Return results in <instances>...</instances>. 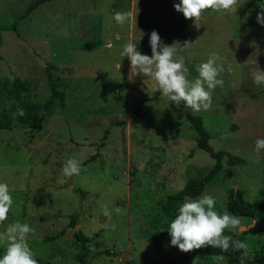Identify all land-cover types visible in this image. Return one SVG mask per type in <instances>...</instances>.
Listing matches in <instances>:
<instances>
[{"label": "rangeland", "instance_id": "rangeland-1", "mask_svg": "<svg viewBox=\"0 0 264 264\" xmlns=\"http://www.w3.org/2000/svg\"><path fill=\"white\" fill-rule=\"evenodd\" d=\"M34 1L0 0V79L30 83L31 100L41 110L39 128L13 122L0 129V183L8 184L13 198L0 232L16 221L28 223L35 229L28 237L35 258L52 264L199 261L171 246L167 231L173 218L160 204L216 164L197 148L188 114L203 120L215 151L243 160L231 166L225 157L202 195L215 197L221 213L228 211L231 190L251 204L264 203V150L255 148L264 138V84L252 77L258 69L264 72V26L257 22L264 0H238L227 12L206 10L198 25L175 10L179 0H52L15 31L5 29ZM116 11L132 16L118 24ZM153 31L165 45L176 43L189 79L211 53L224 58V84L214 90L209 110L177 107L151 78L131 73L123 46L136 43L141 54L151 56ZM185 41L193 43L187 50ZM50 80L63 100L48 108ZM13 106L0 101V111ZM70 158L80 162L78 176L62 173ZM105 206L110 218L103 215ZM116 208L124 211L117 214ZM241 218L247 231L225 235L241 237L251 255H259L253 252L264 233ZM5 249L0 243V258Z\"/></svg>", "mask_w": 264, "mask_h": 264}, {"label": "clouds", "instance_id": "clouds-1", "mask_svg": "<svg viewBox=\"0 0 264 264\" xmlns=\"http://www.w3.org/2000/svg\"><path fill=\"white\" fill-rule=\"evenodd\" d=\"M237 5L238 0H179L174 8L182 13L185 19L193 20L198 25L206 10L227 12ZM131 16V12L116 11L113 20L118 24H124ZM257 22L264 26V8L257 14ZM149 42L151 56L141 54L136 43L128 42L123 46L121 56L130 60L131 73L151 78L162 96L177 107L183 103L184 107L192 112L209 110L212 107L214 90L223 87L224 84L220 78L226 71L224 58L216 52L211 53L206 62L196 67L198 76L189 79V68L177 58L180 50L175 46L176 43L171 46L165 45L156 31L151 33ZM192 45V42L185 41L182 48L187 49ZM227 70H231L230 65ZM252 77L255 84H264V72L259 69L252 73ZM24 115V110L20 108L13 113L14 118ZM255 148L258 152L264 150V138L255 141ZM80 171V162L71 158L66 160L62 168L65 177L78 176ZM216 204L215 197L208 194L196 199L185 198L178 214L169 224L167 232L171 238V246L177 247L183 253L206 247L218 248L221 252H227L231 248L234 251H242L240 259L241 264H244L246 259H251L249 245L225 235V231L242 234L250 226H245L241 217L229 213L226 209L221 213L216 209ZM12 205L13 198L8 184L0 183V224L8 219ZM123 211L120 208L115 209L117 214ZM103 215L111 217V211L107 206L103 209ZM111 228L115 230L116 225L112 224ZM34 233L35 229L28 223L16 221L8 224L5 231L0 232V243H6L0 264H38L35 253L28 244L29 235ZM211 258L215 264H225L226 261L223 255H212Z\"/></svg>", "mask_w": 264, "mask_h": 264}, {"label": "trees", "instance_id": "trees-1", "mask_svg": "<svg viewBox=\"0 0 264 264\" xmlns=\"http://www.w3.org/2000/svg\"><path fill=\"white\" fill-rule=\"evenodd\" d=\"M52 0H35L28 7V9L17 17L14 24L8 28V30L15 31L21 21L28 18L33 11H35L41 5H44ZM183 15V14H182ZM184 17V16H183ZM4 30L0 28V32ZM1 39V38H0ZM51 98L48 103V108L55 103L56 100H63V95L58 91L57 85L51 81ZM31 84L21 78H16L14 81L1 80L0 79V101L8 102L13 101L15 106L9 111H0V129H10L13 122L20 123L22 125H31L39 128L41 126L38 123L39 112L41 111L39 106L32 102L31 97ZM18 105V106H17ZM17 106V107H16ZM17 108L23 109L25 112L24 116L13 117V113L17 111ZM187 120L192 124L194 130L198 136L197 148L204 150L210 154L216 160V164L210 173L202 179H192L187 182L185 187L176 194L170 195L160 206L164 214L171 218H175L178 214L179 207L185 201V198H198L200 197L208 184H210L216 176L223 169V160L227 158V164L229 165H241L243 160L226 151H215L210 144L211 135L204 127L203 120L195 115L188 114ZM228 212L240 216L247 217L253 220L264 218V203L251 204L246 202L243 194L239 190H231L228 195L227 203ZM78 240L84 242V235L81 232L77 233ZM232 238L243 241L239 236H232ZM190 257H198L199 261L205 262L206 264H215L212 260V255H223L226 257V264H241L242 251H234L231 248L227 252H221L218 248H201L199 250H193L187 253ZM251 259H246L244 264H264V250L258 255H250ZM38 264H52L39 258H35Z\"/></svg>", "mask_w": 264, "mask_h": 264}, {"label": "crops", "instance_id": "crops-1", "mask_svg": "<svg viewBox=\"0 0 264 264\" xmlns=\"http://www.w3.org/2000/svg\"><path fill=\"white\" fill-rule=\"evenodd\" d=\"M249 220H250V223H253L255 221L256 222V226L255 227L260 228L262 230V232L264 233V218H259L257 220H253V219L249 218ZM260 239H261L262 243H261V245H259V248H257V252H253V254H255V253H261L264 250V236L263 235L260 236ZM251 254L252 253H250V255ZM188 258H189V256H188ZM170 264H172V263H170ZM176 264H178V263H176ZM180 264H206V263L205 262H202V261H197V262H191L190 261L189 262L187 260V262H180Z\"/></svg>", "mask_w": 264, "mask_h": 264}, {"label": "water", "instance_id": "water-1", "mask_svg": "<svg viewBox=\"0 0 264 264\" xmlns=\"http://www.w3.org/2000/svg\"><path fill=\"white\" fill-rule=\"evenodd\" d=\"M253 223H254V227H255L256 226V222L254 221Z\"/></svg>", "mask_w": 264, "mask_h": 264}]
</instances>
